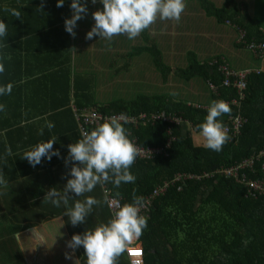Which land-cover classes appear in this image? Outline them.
I'll list each match as a JSON object with an SVG mask.
<instances>
[{"label":"trees","instance_id":"1","mask_svg":"<svg viewBox=\"0 0 264 264\" xmlns=\"http://www.w3.org/2000/svg\"><path fill=\"white\" fill-rule=\"evenodd\" d=\"M198 1L208 18L238 31V46L246 48L250 42L264 43V18L251 6V0H223L221 6L213 0ZM252 9L255 15L251 14ZM168 25L170 22L160 21L161 31ZM241 31L244 33L242 38ZM151 32L147 29L142 33L144 45L134 47L129 57L135 53H151L160 78L163 71L165 81H170L173 74L182 81L198 77L207 81L209 87L213 85L215 89L210 87L211 101L224 100L231 105V113L220 118L230 128L231 139L217 152L195 143V137L185 133L183 126L154 122L153 116L165 113L181 119L191 126L192 132L199 133L197 125L204 121L208 107L174 100L172 96L147 98L139 95L129 103L96 105L104 118H135L137 123L126 122L124 126L130 138L136 139L137 146L164 148L162 153L137 157L130 169L136 177L134 183L121 184L119 188L108 183L102 190L105 195V190H110L114 196L119 192L120 196L116 198L123 204L131 202L134 195L142 197L144 202L158 185L170 184L153 200L147 212V227L132 245L141 243L145 253L143 264H264L263 57L249 50L262 63L254 66L240 59L238 66L242 64L246 69L235 70L225 59L217 58L214 63L200 62L194 52H188L187 67L176 68L164 64L162 51L149 43ZM223 65L233 73L231 76L227 77L222 71ZM240 73L244 75L240 76ZM227 80L229 85L225 84ZM140 114L146 118L140 119ZM238 116L242 125L236 132L232 122ZM167 141L171 142L168 146ZM244 160L250 163L236 170V175L220 171ZM20 169L25 170L24 167ZM179 172L199 176L208 172L211 175L172 183ZM252 181L260 186L251 188ZM39 193L35 192V196ZM105 205L109 209L107 203ZM12 231L8 229L9 234ZM2 246L0 264H29L15 237L3 238ZM9 247L15 250L10 251ZM126 255L119 257V264H131ZM81 258L85 260L82 252Z\"/></svg>","mask_w":264,"mask_h":264},{"label":"crops","instance_id":"2","mask_svg":"<svg viewBox=\"0 0 264 264\" xmlns=\"http://www.w3.org/2000/svg\"><path fill=\"white\" fill-rule=\"evenodd\" d=\"M41 4L43 11L38 9ZM70 4L71 0H64L63 7H57V0H0V20H4L8 28L7 37L0 38V63L4 65V71L0 72V85H12L10 94L0 95V105L4 106L0 111V175L6 182V185H0V257L3 254L2 233L10 228L19 236V231L29 226L21 232L26 239L33 240L28 244L31 250L24 252L29 264H82L81 249L87 264L84 248L81 246L73 251L67 247V242L73 234H83L110 219L111 211L105 205L102 190L105 186L98 185L91 193L70 197L68 207L73 206L75 200L83 201L89 195L101 201L93 206L86 221L76 226L64 215L67 210L64 205L57 208L44 201V197L53 187L62 191L70 178L72 163L66 165L64 158L68 155V145L81 138L83 118L99 114L96 105L126 102L121 99L122 94L117 96L110 90L116 86L112 73L129 74L128 69L135 66L133 61L121 59L114 61L115 66L120 61L124 64L111 71L110 56H117L115 53L122 51V44H114V38L111 41L98 36L86 39L87 32L95 23L92 13L103 7L100 0L95 4L87 0L88 13L77 22L75 37L65 30V18L73 15ZM11 9L20 11L21 18L14 17ZM251 14L255 15L254 9ZM196 18L197 25L201 24L200 31L190 30L196 35L183 32L179 28L183 24L178 25L172 20H168L171 27L164 31L172 35L174 28L175 38L178 36L180 39H207L211 34L223 37L222 28L214 19L208 18L201 7ZM160 21L148 29L152 31L149 43L161 51ZM142 33L135 38L137 43L134 47L144 45ZM120 36L123 37L120 39H128L126 35ZM238 69L241 68H235ZM143 80L150 83L149 87L160 90L159 73L145 75ZM154 96L148 95L147 98ZM79 106L85 108L80 109ZM142 116L146 117L140 114V119ZM49 122L54 124L52 129L47 127ZM52 137L57 138L53 147L59 150L60 157L54 155L51 161L45 158L35 167L23 159L25 151ZM37 191L40 193L35 196ZM37 221L42 223L37 224ZM35 226L40 231L37 235L33 233ZM9 249L15 250L14 247ZM66 253L71 255V259H66ZM119 261L120 258L118 264Z\"/></svg>","mask_w":264,"mask_h":264},{"label":"clouds","instance_id":"3","mask_svg":"<svg viewBox=\"0 0 264 264\" xmlns=\"http://www.w3.org/2000/svg\"><path fill=\"white\" fill-rule=\"evenodd\" d=\"M91 2L95 4L97 0ZM100 3L103 7L92 13L95 23L87 32L86 39L98 36L111 41L120 35L135 39L157 20H174L178 23L186 8L185 0H100ZM63 5L64 0H57V7ZM70 8L73 15L65 18V30L75 37L77 22L88 13L87 0L83 3L81 0H71ZM38 9L43 11V5ZM10 11L14 17L21 18L20 11ZM7 35V24L0 20V38H6ZM3 71L4 65L0 63V72ZM11 89V84L0 85V95L10 94ZM3 108L0 105V111ZM230 113L231 105L228 102L213 100L210 103L204 121L197 125L204 147L218 152L231 139L227 126L220 119ZM124 123L126 121L122 122L117 116L105 118L92 129L84 131L75 143L68 145V155L64 159L66 165L72 163L70 178L62 191L56 187L47 191L44 201H49L57 208L64 205L67 209L64 215L73 226L84 223L93 206L99 205L101 201L89 195L83 201L75 200L73 206L68 207L71 196L91 193L98 185L111 183L119 188L121 184L134 183L136 180L130 169L140 155V149L130 138ZM47 127L52 129L54 124L49 122ZM56 140L52 137L38 142L24 152L23 159L35 167L45 158L51 161L54 155L60 157L59 150L53 147ZM8 154L11 155L10 150ZM0 185H6L2 175ZM115 195L119 197L120 193L116 192ZM104 202L113 208L110 219L83 234H73L67 242V247L73 251L81 246L84 248L87 264H118L119 257L139 239L147 227L148 217L142 214V197L134 195L131 202H117L113 206L105 195ZM65 256L71 259L69 253Z\"/></svg>","mask_w":264,"mask_h":264},{"label":"rangeland","instance_id":"4","mask_svg":"<svg viewBox=\"0 0 264 264\" xmlns=\"http://www.w3.org/2000/svg\"><path fill=\"white\" fill-rule=\"evenodd\" d=\"M214 3L218 6H221L223 0H213ZM186 8L181 16L180 21L177 23L172 20V22L181 25L179 28L183 32H187L188 34L193 33L190 30L200 31L201 24L197 25V18L195 19L197 10L200 9L196 7V5L200 6V2L198 0H185ZM251 6L255 7L257 14L261 18H264V0H251ZM187 18H191L187 21ZM213 19V18H210ZM168 21V20H165ZM162 21V23H165ZM264 23V20H263ZM222 28V38L220 36L215 37V34H211L207 37V39H194V38H184L180 39L176 35V29H168V31L172 32V35L168 34L167 31L162 30L160 33V47L162 51V59L164 64H168L171 66H175L176 68H186L187 67V58L188 52H194L200 62L212 61L214 63L217 58L225 59L231 63L233 68L243 67L242 64L238 66V61L241 59L246 61L248 64H253L254 66L260 65L261 60L255 58L251 52L243 47L237 45V41L239 39V33L236 29H232L231 27L226 26L225 24H217ZM229 25V24H228ZM171 25H168L167 28H170ZM80 28V25H79ZM79 31V30H78ZM196 35V33H193ZM217 34V32H216ZM174 36V37H173ZM122 36L114 37V44L119 45L122 44V51H117L115 53V57L113 54L111 57V71L112 69L120 68L121 65L124 64L123 61L118 62V66H115L114 61H118L121 59H128L135 63V66L129 68V74L122 73H112L113 82L115 87H111V92L117 96L121 95L122 100L126 102H131L132 100H136L139 95H162V96H172L174 100L182 101V102H191L194 105H198L201 107H209L212 102V92L207 83L202 78H194L193 80H179L173 77V74L170 76V81H165L164 74L162 71V77L160 78V90L149 87L150 83L144 81L145 75H151L153 72L158 74L157 66L155 65L153 55L151 53H135L130 57L127 54H130L134 45L137 43L135 39H120ZM123 38V37H122ZM127 60V61H128ZM126 61V62H127ZM125 62V63H126ZM262 63V62H261ZM154 67V68H153ZM162 69V68H161ZM155 70V71H153ZM119 76V78H117ZM119 80V81H118ZM116 96V98H117ZM115 98V99H116ZM113 99V100H115ZM165 114V113H162ZM178 119V118H177ZM185 133H191L195 137V143L203 144L204 140L200 136L199 133H194L191 130V126L188 124H183ZM42 223V222H41ZM40 221H37V224H41ZM27 230L26 228L21 229L19 231V236H16L15 233L9 234L8 232H3V238L7 237H15L20 248L24 249V252L30 251L31 248L28 244L32 243L33 240H28L24 237V234L21 232ZM33 233L36 235L40 233L37 226H35ZM29 235H32L31 233ZM2 238V240H3ZM32 237H30L31 239ZM22 243V246H21ZM25 245V247H24ZM138 245H141L139 243ZM39 249V245L36 247ZM80 249V248H79ZM83 250L79 252L81 254ZM81 256V255H79ZM82 264H85L84 260Z\"/></svg>","mask_w":264,"mask_h":264},{"label":"built area","instance_id":"5","mask_svg":"<svg viewBox=\"0 0 264 264\" xmlns=\"http://www.w3.org/2000/svg\"><path fill=\"white\" fill-rule=\"evenodd\" d=\"M242 32V31H241ZM244 33L242 32L241 34V38L243 37ZM246 48L248 50H250L251 52L255 53L256 55H261L263 57L264 60V43L261 44H256L254 42H250L248 44H246ZM222 65V64H221ZM220 65V66H221ZM222 71L227 75V77L231 76L233 73L230 71V69L226 66L223 65L222 66ZM240 76H243V73L239 74ZM229 81L227 80L225 82L226 85H229ZM242 86V85H241ZM210 87L212 89H215V87L213 85H210ZM235 104V101L233 102ZM145 117V116H144ZM120 118V117H119ZM146 118V117H145ZM145 118L142 119L144 120ZM105 118L101 115H99L98 113L96 114H92V115H88L86 117L83 118V132L87 131L88 128L90 127H95L98 123L102 122ZM123 121H126L129 124H135L137 123L136 120L133 119H123L120 118ZM152 120L154 122L156 121H161L162 124H166V123H170L172 125H177V126H182L184 124V122L181 119H177L175 117L171 116H167L166 114H160L159 116H153ZM242 125V122L240 120V117H236L233 122H232V126L233 129L238 132L240 126ZM228 130H230V128H227ZM168 134H171V131L167 132ZM134 142L136 141V139L133 140ZM171 142L167 141V146L170 145ZM140 149V155L141 156H152L154 153H162L164 152V148L160 147V148H154V147H148V148H144V147H139ZM250 161L244 160L238 164H236L235 166L226 168V169H222L220 170L221 172H225L229 175H236V170H238L239 168H244L247 164H249ZM211 174H209L208 172L204 173L202 176H199L198 174H193V173H188V172H179L175 179L172 180V183L174 182H179V181H185L187 178H201L203 176H210ZM167 186H170V184L165 183V185H158L156 188H154L153 192L149 195L146 196L144 202H143V209H142V214L147 215V212L149 210V207H151V204L153 202V200L156 198V196H158L159 194L165 192ZM250 186L253 189L258 188L260 185L258 182H250ZM106 195L109 199V201L112 202L113 206L119 202L121 204L120 199L116 198V196L111 194L110 190H105ZM108 207L109 204L107 203ZM111 212H113V208H110ZM127 253V257L129 258L131 264H143L144 263V249L141 245H134V246H130V248L126 251Z\"/></svg>","mask_w":264,"mask_h":264}]
</instances>
